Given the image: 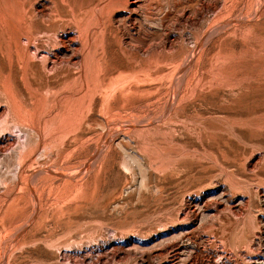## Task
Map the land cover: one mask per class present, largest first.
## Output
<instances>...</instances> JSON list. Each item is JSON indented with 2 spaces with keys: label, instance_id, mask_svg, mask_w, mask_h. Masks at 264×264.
<instances>
[{
  "label": "rangeland",
  "instance_id": "1",
  "mask_svg": "<svg viewBox=\"0 0 264 264\" xmlns=\"http://www.w3.org/2000/svg\"><path fill=\"white\" fill-rule=\"evenodd\" d=\"M131 7L0 0V264H264V0Z\"/></svg>",
  "mask_w": 264,
  "mask_h": 264
},
{
  "label": "bare ground",
  "instance_id": "2",
  "mask_svg": "<svg viewBox=\"0 0 264 264\" xmlns=\"http://www.w3.org/2000/svg\"><path fill=\"white\" fill-rule=\"evenodd\" d=\"M13 1V0H12ZM119 1V0H118ZM144 1H146V0H129V2H130V4H131V10L135 13V10H139L138 8H140V7H142V4H143V2ZM148 1V0H147ZM9 2V1H8ZM7 2V3H8ZM13 3V2H12ZM43 5H41L40 7H41V12H43L44 11V9L46 8V5L47 4H44V2L42 3ZM144 6V5H143ZM144 8V7H143ZM216 9V8H215ZM46 10V9H45ZM47 13V12H46ZM131 17V16H130ZM16 27V26H15ZM20 28V27H19ZM17 30H18V28H17ZM75 38V37H74ZM59 41H60V43L59 44H61V46L63 47V49L62 50H60L59 52H56L55 53V57H58V58H60L59 56H60V54H62V53H64V52H68L70 49H71V47L72 46H74V48H75V44L73 43V37H72V35H69V34H67V35H65V36H62V37H59ZM71 42V43H70ZM1 47V46H0ZM76 48H78V47H76ZM11 50V49H10ZM26 50H27V48H26ZM41 51V50H40ZM30 53V52H29ZM66 54V53H65ZM73 56H72V59H76V57H75V54L73 53L72 54ZM94 55V54H93ZM77 56V55H76ZM67 57V56H66ZM71 58V57H70ZM50 59V58H49ZM79 59V58H78ZM54 61H55V58L53 59ZM66 60V59H65ZM70 60V59H69ZM68 60V61H69ZM92 60V59H91ZM57 61V60H56ZM68 61H66V62H68ZM71 61V60H70ZM79 61V60H78ZM77 61V62H78ZM61 62V61H60ZM83 62V61H82ZM107 62V61H106ZM54 63V62H53ZM69 63V62H68ZM84 63V62H83ZM94 63V62H93ZM106 74V73H105ZM13 94V93H12ZM24 174H25V172H24ZM20 175H23V174H21V172H20ZM24 176V175H23ZM22 176V177H23ZM262 225V224H261ZM262 254V253H261ZM260 258V257H259ZM174 263V262H173Z\"/></svg>",
  "mask_w": 264,
  "mask_h": 264
}]
</instances>
